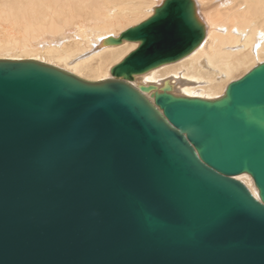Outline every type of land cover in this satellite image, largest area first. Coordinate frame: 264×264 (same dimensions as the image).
<instances>
[{"label":"water","instance_id":"1","mask_svg":"<svg viewBox=\"0 0 264 264\" xmlns=\"http://www.w3.org/2000/svg\"><path fill=\"white\" fill-rule=\"evenodd\" d=\"M196 9L109 37L139 46L106 80L0 59V264H264V63L217 100L133 85L203 44Z\"/></svg>","mask_w":264,"mask_h":264},{"label":"bare ground","instance_id":"2","mask_svg":"<svg viewBox=\"0 0 264 264\" xmlns=\"http://www.w3.org/2000/svg\"><path fill=\"white\" fill-rule=\"evenodd\" d=\"M154 1L0 0V59L42 60L86 80L111 78L112 67L139 44L107 45L105 41L150 18L164 0L156 7ZM194 1L207 31L203 44L176 63L137 76L136 87L155 85L161 92L170 86L176 96L217 100L229 85L220 77H234L264 63V0ZM146 10L149 16L133 21ZM182 70L185 74L179 73ZM235 179L258 198L248 174Z\"/></svg>","mask_w":264,"mask_h":264},{"label":"rangeland","instance_id":"3","mask_svg":"<svg viewBox=\"0 0 264 264\" xmlns=\"http://www.w3.org/2000/svg\"><path fill=\"white\" fill-rule=\"evenodd\" d=\"M161 2H162V0H155L154 1V3H153V7H156V5L158 6V4L160 3L161 4ZM159 4V5H160ZM216 7H218V5H215ZM147 16H149V14H148V11L146 10L137 20H133V21H136V23L137 22H139V21H141V20H143L144 18H146ZM129 23V22H128ZM136 23H134V24H136ZM129 28H131V27H129ZM234 34H236V33H234ZM49 43V41L47 40L46 41V45ZM50 44V43H49ZM48 44V45H49ZM14 53L15 54H19V55H21V53L20 52H18V51H14ZM8 59V58H7ZM39 59H41V58H39ZM18 60H21V59H18ZM41 62H44L45 63V61H42L41 60ZM47 64H49V63H47ZM51 65V64H50ZM53 65V64H52ZM53 66H56V65H53ZM58 67V66H57ZM252 67V66H251ZM251 67H249L248 69H244L243 71L241 70L239 73H237V75H235L234 77H226V76H222V77H220V81H223V82H228V84H230V83H232V82H234V81H237V80H239V79H241L243 76H245L248 72H247V70H249ZM59 68H61V67H59ZM65 70V69H64ZM161 70V69H160ZM184 71V74H185V70H182V71H180L179 73L180 74H182V72ZM155 72H157V71H155ZM154 72V73H155ZM247 72V73H246ZM152 73V72H151ZM74 74V73H73ZM75 75H77V74H75ZM78 76V75H77ZM149 75H147V76H145L144 78H146V77H148ZM79 77H81V76H79ZM141 77H143V76H141ZM82 78V77H81ZM110 78V76L107 78V79H109ZM83 79H86V78H83ZM87 80H90V79H87ZM106 80V79H105ZM90 81H92V80H90ZM93 81H95V80H93ZM101 81V80H100ZM227 84V85H228ZM134 86H135V84H133ZM227 85H226V87H227ZM137 86V85H136ZM135 86V87H136ZM177 91H178V89H177ZM177 95H178V93H176ZM210 96H212V95H210ZM214 97V96H213ZM212 97V98H213ZM219 98V97H218ZM217 99V98H216ZM253 180V179H252Z\"/></svg>","mask_w":264,"mask_h":264}]
</instances>
